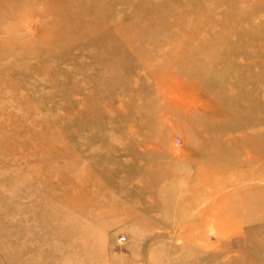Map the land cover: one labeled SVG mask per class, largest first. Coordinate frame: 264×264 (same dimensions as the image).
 Wrapping results in <instances>:
<instances>
[{
    "label": "rangeland",
    "instance_id": "374dc122",
    "mask_svg": "<svg viewBox=\"0 0 264 264\" xmlns=\"http://www.w3.org/2000/svg\"><path fill=\"white\" fill-rule=\"evenodd\" d=\"M0 264H264V0H0Z\"/></svg>",
    "mask_w": 264,
    "mask_h": 264
},
{
    "label": "built area",
    "instance_id": "2783aa9c",
    "mask_svg": "<svg viewBox=\"0 0 264 264\" xmlns=\"http://www.w3.org/2000/svg\"><path fill=\"white\" fill-rule=\"evenodd\" d=\"M122 240V239H121ZM121 240H120V243H121Z\"/></svg>",
    "mask_w": 264,
    "mask_h": 264
}]
</instances>
